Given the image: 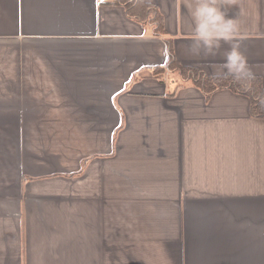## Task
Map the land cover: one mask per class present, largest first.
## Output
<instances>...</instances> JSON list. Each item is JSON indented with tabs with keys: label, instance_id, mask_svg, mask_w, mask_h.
I'll return each instance as SVG.
<instances>
[{
	"label": "crops",
	"instance_id": "obj_1",
	"mask_svg": "<svg viewBox=\"0 0 264 264\" xmlns=\"http://www.w3.org/2000/svg\"><path fill=\"white\" fill-rule=\"evenodd\" d=\"M144 1L181 65L264 86V0ZM167 61L117 2L0 0V264H264V119Z\"/></svg>",
	"mask_w": 264,
	"mask_h": 264
},
{
	"label": "trees",
	"instance_id": "obj_2",
	"mask_svg": "<svg viewBox=\"0 0 264 264\" xmlns=\"http://www.w3.org/2000/svg\"><path fill=\"white\" fill-rule=\"evenodd\" d=\"M126 13L140 21L154 35L164 38L168 46L167 70L178 78V86L190 84L201 89L206 95L219 89H230L246 95L250 99V114L264 119V86L257 75L209 76L196 67L183 66L173 55L171 39L163 25V17L158 9L144 0H119ZM157 72V71H156Z\"/></svg>",
	"mask_w": 264,
	"mask_h": 264
},
{
	"label": "built area",
	"instance_id": "obj_3",
	"mask_svg": "<svg viewBox=\"0 0 264 264\" xmlns=\"http://www.w3.org/2000/svg\"><path fill=\"white\" fill-rule=\"evenodd\" d=\"M110 1H112V2H117V1H119V0H110Z\"/></svg>",
	"mask_w": 264,
	"mask_h": 264
}]
</instances>
